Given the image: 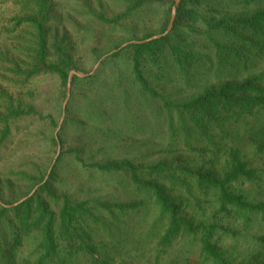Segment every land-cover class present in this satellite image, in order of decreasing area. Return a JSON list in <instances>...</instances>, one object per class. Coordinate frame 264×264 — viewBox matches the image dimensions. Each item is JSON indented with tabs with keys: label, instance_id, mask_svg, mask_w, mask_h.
Instances as JSON below:
<instances>
[{
	"label": "rangeland",
	"instance_id": "374dc122",
	"mask_svg": "<svg viewBox=\"0 0 264 264\" xmlns=\"http://www.w3.org/2000/svg\"><path fill=\"white\" fill-rule=\"evenodd\" d=\"M179 3L153 0L108 23L102 18L122 14L124 0H51L49 45L61 42L77 70L70 71L68 86L48 73L17 86L9 70L13 63L25 68L30 37L25 29L14 32L9 25L20 13V3L0 0V113L7 99L40 113V118L9 120L10 132L0 143V205L14 206L28 197L42 184L34 180L44 174V182L54 170L52 191L86 203L90 214L83 216L81 225L95 247L94 254L76 253L66 264H216L201 252L202 232L180 231L162 240L168 217L161 214L152 191L138 187L124 170L99 168L120 161L129 162L139 180L151 178L148 167L168 164L175 179L163 172L157 181L178 199L180 214L203 223L211 242L232 264H264L263 257H256L263 251L259 239L264 235V213L222 208L217 191L196 182L200 172L220 177L240 160L254 176L229 182V190L253 203L264 201V109L221 118L200 131L186 113L167 107L223 82L251 78L264 85V38L252 41L251 35L234 37L211 27L218 20L264 9V0H187L186 9L194 13L174 26ZM168 18L164 33L169 34V45L191 50L194 59L180 69L167 47L155 59L143 61L145 78L161 95L155 98L142 94L135 82L128 46L146 34L161 36ZM72 76L77 77L74 82ZM44 198L57 213L60 201ZM9 200L14 202L6 204ZM16 236L15 226L0 221L2 243L12 247ZM39 239L37 232L22 236L11 249L10 264H33Z\"/></svg>",
	"mask_w": 264,
	"mask_h": 264
},
{
	"label": "trees",
	"instance_id": "16d2710c",
	"mask_svg": "<svg viewBox=\"0 0 264 264\" xmlns=\"http://www.w3.org/2000/svg\"><path fill=\"white\" fill-rule=\"evenodd\" d=\"M20 3V13L12 16L9 25L15 32L18 29H25L29 33V52L28 62H24L23 69L15 63L11 64L13 68L9 71L14 73L13 83L17 86L24 85L28 80L41 73L55 75L62 86H66L69 80L71 70H77L75 61L69 50L61 42H52L49 45V23L51 19V0H17ZM153 0H124L126 8L124 12L116 17L106 19L104 22L116 23L119 19L126 17L132 11L140 8L142 5L151 3ZM187 0H180L176 6L175 26L187 16L194 12L186 9ZM162 29V35L152 38L151 34H146L140 41L128 46L131 49L132 73L135 82L140 87L142 94L148 93L155 98L161 97L153 89L144 76L141 64L146 59H155L156 56L163 53L168 47L171 50L175 63L180 69H186L192 64L194 54L191 50L180 47L177 44L169 45V34H165ZM213 28H223L228 34L234 37H246L248 34L264 38V9L256 11L250 16L239 18H228L218 20L212 25ZM6 29V27H2ZM245 32V33H244ZM119 53H115L117 56ZM77 79L72 76V81ZM8 105L5 111L0 113V143L10 132L9 120L20 117H39L40 113L33 106H25L18 101L16 104L7 99ZM167 106V105H166ZM168 109L174 108L180 114L186 113L189 120L196 129L204 131L212 122H218L221 118L242 117L253 114L256 110L264 109V85H259L251 78L240 82H223L210 89L205 90L196 97L183 104L168 105ZM40 118V117H39ZM103 171L124 170L131 174L133 181L142 189L152 191L156 203L159 205L160 212L168 217V226L162 237L163 241H169L180 231L187 235H195L202 232L200 238L201 252L208 260L216 264H232L230 260L223 256L217 245L212 243L208 237L206 226L192 220L185 219L180 214L178 199L170 195L166 186L159 184L158 176L167 172L169 180L175 179L172 168L165 163H158L155 166L148 167V180H139L136 175V169L127 161L107 162L99 167ZM139 169V168H138ZM43 182L44 174L34 180L35 185L40 186L26 199L14 206L6 207L0 205V221H4L10 227L17 231L15 244L2 243L4 237L0 240V264H10L11 249L15 248L20 242L22 236H28L33 232L39 235L37 256L33 264H66L67 261L75 256L76 253L86 252L94 254L95 247L89 243V234L81 225L83 216L90 214L89 209L84 202H73L66 195L55 194L50 187L51 175ZM144 173V171H143ZM146 173V172H145ZM155 175V176H154ZM189 175L194 176L193 172ZM253 178L254 171L246 168V164L240 160H234L231 167L220 177L215 176L211 171L200 172L196 176V182L205 189H215L222 208L231 207L237 212H259L264 213V201L253 203L244 198L242 194L229 190L227 184L239 177ZM44 195L60 201L59 209L54 212L44 198ZM14 201H6V204H12ZM132 204H120L119 208L129 207ZM10 216H13L11 218ZM263 251L260 256L264 258V235L260 237ZM6 241V240H5ZM7 243V242H6ZM258 259V258H257ZM100 264H108L106 261H99Z\"/></svg>",
	"mask_w": 264,
	"mask_h": 264
},
{
	"label": "water",
	"instance_id": "95a60500",
	"mask_svg": "<svg viewBox=\"0 0 264 264\" xmlns=\"http://www.w3.org/2000/svg\"><path fill=\"white\" fill-rule=\"evenodd\" d=\"M152 38H155V37H152ZM69 81V80H68ZM69 85V82H68V84H67V86ZM27 198V197H26ZM26 198H24V199H26ZM24 199H22V200H20V201H18L17 203H19V202H21V201H23ZM16 203V204H17ZM16 204H14V205H16Z\"/></svg>",
	"mask_w": 264,
	"mask_h": 264
}]
</instances>
